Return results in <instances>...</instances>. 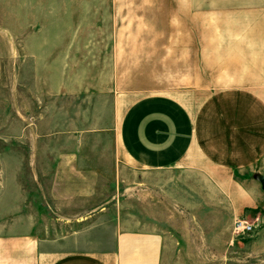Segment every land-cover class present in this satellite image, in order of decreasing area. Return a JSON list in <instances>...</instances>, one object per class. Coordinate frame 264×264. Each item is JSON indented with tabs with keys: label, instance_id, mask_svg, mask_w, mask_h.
<instances>
[{
	"label": "rangeland",
	"instance_id": "1",
	"mask_svg": "<svg viewBox=\"0 0 264 264\" xmlns=\"http://www.w3.org/2000/svg\"><path fill=\"white\" fill-rule=\"evenodd\" d=\"M213 5L0 0V243L31 229L47 246L42 264L107 252L109 264H134L116 245L120 226L139 224L172 233L175 264H264V192L233 219L210 175L204 189L181 170L140 171L113 155L136 95L201 84V102L215 97L224 24ZM257 175L264 165L235 178L250 192Z\"/></svg>",
	"mask_w": 264,
	"mask_h": 264
},
{
	"label": "crops",
	"instance_id": "2",
	"mask_svg": "<svg viewBox=\"0 0 264 264\" xmlns=\"http://www.w3.org/2000/svg\"><path fill=\"white\" fill-rule=\"evenodd\" d=\"M211 10L224 24L225 37L217 41L215 97L201 102V84L136 95L116 128L113 155L140 171L181 170L198 177L204 189L210 175L213 188L230 193L223 201L238 219L257 207L256 195L262 192L259 182L249 192L235 176L264 165V0H214ZM136 226H120L116 249L134 252V264H175L172 233ZM167 226L172 227L170 221ZM30 235L31 229L1 242L0 264L46 261L41 248L47 246L32 243ZM107 253L74 254L55 264H109L112 252Z\"/></svg>",
	"mask_w": 264,
	"mask_h": 264
},
{
	"label": "built area",
	"instance_id": "3",
	"mask_svg": "<svg viewBox=\"0 0 264 264\" xmlns=\"http://www.w3.org/2000/svg\"><path fill=\"white\" fill-rule=\"evenodd\" d=\"M235 229L237 231L242 230L243 232L248 233V232H251L253 230V226L248 225L245 222H237V223H235Z\"/></svg>",
	"mask_w": 264,
	"mask_h": 264
},
{
	"label": "water",
	"instance_id": "4",
	"mask_svg": "<svg viewBox=\"0 0 264 264\" xmlns=\"http://www.w3.org/2000/svg\"><path fill=\"white\" fill-rule=\"evenodd\" d=\"M256 178H257V181L261 185V191L264 192V176L263 175H257Z\"/></svg>",
	"mask_w": 264,
	"mask_h": 264
}]
</instances>
